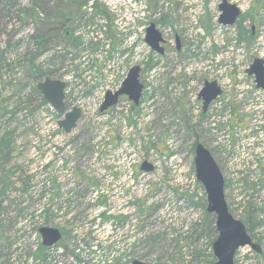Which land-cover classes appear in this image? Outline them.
<instances>
[{"label": "rangeland", "instance_id": "obj_1", "mask_svg": "<svg viewBox=\"0 0 264 264\" xmlns=\"http://www.w3.org/2000/svg\"><path fill=\"white\" fill-rule=\"evenodd\" d=\"M114 1L70 4L63 24L47 13L64 0H0V264H214L196 138L261 247L238 249L234 264H264V91L246 73L264 59V0L242 24L254 25L250 43L236 24H218L221 0H140L143 16ZM228 1L245 13L252 4ZM151 22L161 53L144 41ZM132 66L138 103L123 95L100 112ZM45 78L66 82L65 110L82 111L70 133L36 86ZM206 80L224 93L212 112L198 99ZM42 226L61 240L40 249Z\"/></svg>", "mask_w": 264, "mask_h": 264}, {"label": "water", "instance_id": "obj_2", "mask_svg": "<svg viewBox=\"0 0 264 264\" xmlns=\"http://www.w3.org/2000/svg\"><path fill=\"white\" fill-rule=\"evenodd\" d=\"M220 12L218 23L224 26L235 24L240 15L239 9L227 0H222L218 6ZM163 39L156 30L154 23H151L146 29L145 42L157 52H162L160 42ZM249 75H254L256 87L264 89V65L263 60L254 58L252 64L247 70ZM139 67L129 68L126 77L120 87L115 92L107 91L104 95V101L100 111L106 110L118 101L119 96L126 95L134 104H137L141 95L143 85L139 82ZM65 84L61 80L46 78L37 84V88L42 93L52 107L63 118L58 121L59 128L69 133L75 128L77 121L81 116V111L73 107L65 111L64 89ZM221 90L216 81L204 82L198 97L202 100V109L205 111L209 103L214 100ZM194 170L196 179L203 186L206 193V211L214 215L217 237L212 244L213 254L216 258L214 264H233V258L239 247L246 245L252 247L256 252H260L258 244L252 242L244 224L234 218L228 210L224 196V178L222 172L214 160L211 152L201 143H197L194 148ZM143 171H151L152 166L143 162L140 166ZM43 246H52L61 238V232L54 227L39 228ZM132 264H147L143 261L134 260Z\"/></svg>", "mask_w": 264, "mask_h": 264}, {"label": "trees", "instance_id": "obj_3", "mask_svg": "<svg viewBox=\"0 0 264 264\" xmlns=\"http://www.w3.org/2000/svg\"><path fill=\"white\" fill-rule=\"evenodd\" d=\"M259 0H254L253 2H252V5H251V8H250V10H249V12H247V13H244L241 17H240V19H239V21L237 22V27H238V31L240 32V34L242 35H246L247 37H248V40H246V42H248V43H250L249 42V39H251V38H253L252 37V30L251 29H245L243 26H242V24H243V21L245 20V18H247V17H249V16H253L254 14H253V12L255 13L256 11H257V5L255 6V3L257 4V2H258ZM80 3L79 4V6L81 5V4H83L84 3V1L83 0H64V2H63V6L62 7H60V8H58V10L57 11H55V12H52V13H47V16L48 17H54V20H57V19H61L60 21L61 22H63V24H65V22L67 21V19H68V17H67V13H68V11L70 10L69 8V5L70 4H73V3ZM64 20V21H63ZM66 31H67V29H66ZM196 141L192 144V146H191V148H192V150L194 149V147H195V145L198 143V138H196L195 139ZM43 249L44 247H42V246H40V249Z\"/></svg>", "mask_w": 264, "mask_h": 264}, {"label": "built area", "instance_id": "obj_4", "mask_svg": "<svg viewBox=\"0 0 264 264\" xmlns=\"http://www.w3.org/2000/svg\"><path fill=\"white\" fill-rule=\"evenodd\" d=\"M95 1H101V2H104V3H107V0H87V4L89 6V8H91V6L94 5V2ZM115 4H122L125 6L126 10H129L134 12L136 15H140V16H143L144 13H145V10H144V6L142 5L141 1L140 0H116L114 1ZM116 5H114L111 10L112 11H117L118 8L116 9ZM66 93H67V89H66ZM224 94V93H223ZM220 97H218L217 99H215L209 106L208 108V111L209 112H212L214 108H217L219 106V102H218V99ZM227 107H230L229 105L226 106ZM215 115H213L212 119H214ZM223 123H226V121H224ZM237 126V125H236ZM228 130V127L226 129V131ZM245 131V130H244ZM246 132V131H245ZM102 193H99L98 190H96L93 194V197H95L96 199H94L93 202H96L98 201V199L101 197ZM103 204H97L96 207L99 208L101 207L102 209V206ZM128 234V233H127ZM127 236V235H125Z\"/></svg>", "mask_w": 264, "mask_h": 264}]
</instances>
